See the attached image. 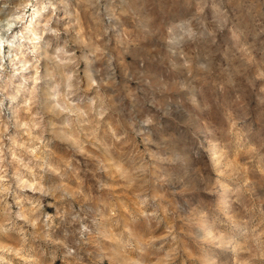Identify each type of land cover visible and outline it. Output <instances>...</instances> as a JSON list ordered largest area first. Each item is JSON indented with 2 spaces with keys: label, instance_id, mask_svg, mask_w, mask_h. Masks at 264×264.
I'll return each instance as SVG.
<instances>
[{
  "label": "clouds",
  "instance_id": "clouds-1",
  "mask_svg": "<svg viewBox=\"0 0 264 264\" xmlns=\"http://www.w3.org/2000/svg\"><path fill=\"white\" fill-rule=\"evenodd\" d=\"M0 137V264H264V0H0Z\"/></svg>",
  "mask_w": 264,
  "mask_h": 264
},
{
  "label": "rangeland",
  "instance_id": "rangeland-1",
  "mask_svg": "<svg viewBox=\"0 0 264 264\" xmlns=\"http://www.w3.org/2000/svg\"><path fill=\"white\" fill-rule=\"evenodd\" d=\"M91 76L93 79H98L96 72H91ZM7 106V104H6ZM22 117H25L21 120L22 127L19 130L20 135L22 138H15L16 131L13 129H9V134L14 136V139L12 141L3 140V146L4 147H10L13 149V151L9 154V158L12 159L16 164V170L19 171L21 174V177L23 180L27 181L28 187L25 188L26 193L29 196H39V193H33L31 191V185L32 181L28 180L27 176H24L23 173L27 171V168L30 167L28 160L31 156L36 155L40 151V147H43L42 142L39 137H36V145H39V147H32L29 143V141L32 139L33 136H35V132H30L29 128L32 127V125L29 123L30 117L27 111L21 114ZM38 130V128H37ZM47 136V133L45 134ZM2 139V137H0ZM0 160H2V157H0ZM0 167H3L2 164H0ZM3 171H7L11 173L13 169L10 168H3ZM3 171H0V176H3ZM4 184L2 181H0V190L4 189ZM14 187V185H13ZM116 191L118 192L119 189L117 188ZM11 197H9V203H11ZM41 203L44 204V208L42 209L43 212L47 213L50 216H55L56 214V208L59 207V203L54 201L51 197L44 198ZM15 210V208H14ZM125 213L129 212L131 209L128 207L127 203L124 204ZM58 222V221H56ZM162 234V233H161ZM59 264V262H58Z\"/></svg>",
  "mask_w": 264,
  "mask_h": 264
}]
</instances>
